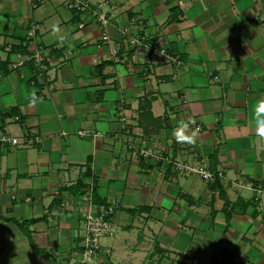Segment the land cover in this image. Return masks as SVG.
I'll return each mask as SVG.
<instances>
[{
	"label": "crops",
	"instance_id": "obj_1",
	"mask_svg": "<svg viewBox=\"0 0 264 264\" xmlns=\"http://www.w3.org/2000/svg\"><path fill=\"white\" fill-rule=\"evenodd\" d=\"M82 1L0 0V264H79L103 209L89 264H264V0ZM203 163L214 183L179 168Z\"/></svg>",
	"mask_w": 264,
	"mask_h": 264
},
{
	"label": "built area",
	"instance_id": "obj_2",
	"mask_svg": "<svg viewBox=\"0 0 264 264\" xmlns=\"http://www.w3.org/2000/svg\"><path fill=\"white\" fill-rule=\"evenodd\" d=\"M31 6L33 9L39 7L40 5L45 3V0H31ZM105 5H107V2L100 3L98 5V8L101 9ZM66 6L68 9H77V10H85L89 9V3L87 1H82V0H67ZM92 15L96 17V20L100 23V28H101V39L104 42H108L110 40V36L108 33V27L110 25L109 18L107 14L104 11L98 12L97 10L92 11ZM84 27L83 24H79V28L82 29ZM125 33H129L127 30H125ZM34 39H35V34L34 32L30 31L26 35V40L22 43L24 47H28L31 44H34ZM143 41L145 40V37L142 35H137V36H132L129 35V45L132 47H137L139 46ZM161 54L168 58V59H174L171 55V53L166 50V49H161L160 50ZM119 53L118 47L112 49L111 54L113 56H117ZM41 55V50L36 51L33 56H29L26 59H34L36 62H42L43 58L40 57ZM24 56L21 53L17 54V60L13 63H11V68L13 70L19 68L24 64ZM192 126H195L193 124ZM197 127V126H195ZM200 129V127L198 126ZM81 133V132H80ZM3 142L9 141L10 139L8 138H2L1 139ZM13 143H16V139L11 140ZM144 155L145 153L142 152ZM181 169H184L185 171H190L192 173H196L200 175L204 180L209 181L214 183L216 181L215 175L210 173L208 169L205 166V163L201 164L200 166L197 167H189L187 165H179ZM217 176H221V173H218ZM249 187L250 184H249ZM259 193H264V190L259 191ZM107 212L103 210L99 212H89L86 217H85V224H86V232L85 235L82 238V246L84 248V251L82 253L81 260L79 264H87L89 263L93 257L96 256V252L100 248L101 244L100 241L101 239L109 236L112 233V228L113 225L112 223L106 219Z\"/></svg>",
	"mask_w": 264,
	"mask_h": 264
},
{
	"label": "clouds",
	"instance_id": "obj_3",
	"mask_svg": "<svg viewBox=\"0 0 264 264\" xmlns=\"http://www.w3.org/2000/svg\"><path fill=\"white\" fill-rule=\"evenodd\" d=\"M55 29V25L53 26ZM36 100V97H33ZM254 121L252 126L257 134V136L264 138V96L258 98L257 103L254 108ZM195 124L192 118L187 120L181 119L175 129V136L180 141L191 142L197 135L199 128H191L190 126Z\"/></svg>",
	"mask_w": 264,
	"mask_h": 264
},
{
	"label": "trees",
	"instance_id": "obj_4",
	"mask_svg": "<svg viewBox=\"0 0 264 264\" xmlns=\"http://www.w3.org/2000/svg\"><path fill=\"white\" fill-rule=\"evenodd\" d=\"M21 48H25V47H23L22 45H19V46L17 47V50H19V49H21ZM23 51H24V49H23ZM17 52H21V51H17ZM104 66H105L104 63L98 65V67H99L100 69H103ZM93 201H94V204L97 205L98 207H99V206H102V205H104V206L106 207L105 203H104L103 201H99V199L97 198V196L94 197V200H93ZM106 219L110 221V219H109V215H108V214L106 215Z\"/></svg>",
	"mask_w": 264,
	"mask_h": 264
},
{
	"label": "rangeland",
	"instance_id": "obj_5",
	"mask_svg": "<svg viewBox=\"0 0 264 264\" xmlns=\"http://www.w3.org/2000/svg\"><path fill=\"white\" fill-rule=\"evenodd\" d=\"M2 6H4V7H6L5 5H3L2 4ZM161 53V52H160ZM104 239V238H103ZM103 239H101V241H100V244L102 245V241H103ZM98 253V251L96 252V254ZM87 264H89V263H87Z\"/></svg>",
	"mask_w": 264,
	"mask_h": 264
}]
</instances>
